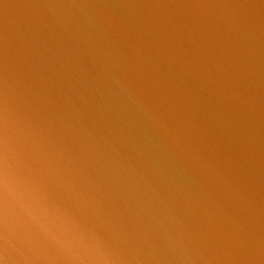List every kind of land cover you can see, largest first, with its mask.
<instances>
[{
	"label": "water",
	"instance_id": "obj_1",
	"mask_svg": "<svg viewBox=\"0 0 264 264\" xmlns=\"http://www.w3.org/2000/svg\"><path fill=\"white\" fill-rule=\"evenodd\" d=\"M0 145L105 264H264V0H0Z\"/></svg>",
	"mask_w": 264,
	"mask_h": 264
},
{
	"label": "clouds",
	"instance_id": "obj_2",
	"mask_svg": "<svg viewBox=\"0 0 264 264\" xmlns=\"http://www.w3.org/2000/svg\"><path fill=\"white\" fill-rule=\"evenodd\" d=\"M9 236L38 257L26 264H105L94 237L48 197L20 158L0 145V248Z\"/></svg>",
	"mask_w": 264,
	"mask_h": 264
}]
</instances>
